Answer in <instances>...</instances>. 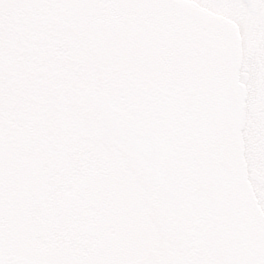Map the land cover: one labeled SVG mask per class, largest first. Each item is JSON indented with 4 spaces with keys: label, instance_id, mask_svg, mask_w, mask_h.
Masks as SVG:
<instances>
[{
    "label": "snow or ice",
    "instance_id": "1",
    "mask_svg": "<svg viewBox=\"0 0 264 264\" xmlns=\"http://www.w3.org/2000/svg\"><path fill=\"white\" fill-rule=\"evenodd\" d=\"M0 264H264V0H0Z\"/></svg>",
    "mask_w": 264,
    "mask_h": 264
}]
</instances>
